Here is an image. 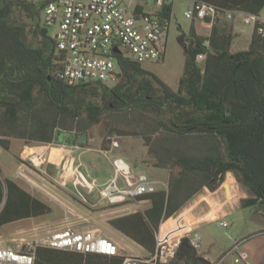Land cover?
I'll list each match as a JSON object with an SVG mask.
<instances>
[{
    "label": "trees",
    "instance_id": "16d2710c",
    "mask_svg": "<svg viewBox=\"0 0 264 264\" xmlns=\"http://www.w3.org/2000/svg\"><path fill=\"white\" fill-rule=\"evenodd\" d=\"M197 2L212 5L217 14L191 19L184 33V72L174 91L123 54L117 56L120 73L113 86L69 84L60 77L62 57L51 28L41 21L43 4L0 0V150L10 151L12 139L59 144V132L86 140L98 124L105 125L109 140L141 138L149 156L143 163L169 172L167 189L139 198L148 203L144 211L113 218L109 225L150 256L157 251L161 225L204 188L216 191L228 173L255 195L241 200L243 208H264V27L256 23L249 47L235 52V37L222 17L226 11L260 16L264 0ZM172 13L173 3L157 16L170 24ZM2 203L0 228L52 212L0 176ZM123 261L45 247L37 248L35 258V264ZM148 264L210 262L183 237L168 263Z\"/></svg>",
    "mask_w": 264,
    "mask_h": 264
},
{
    "label": "built area",
    "instance_id": "2783aa9c",
    "mask_svg": "<svg viewBox=\"0 0 264 264\" xmlns=\"http://www.w3.org/2000/svg\"><path fill=\"white\" fill-rule=\"evenodd\" d=\"M26 1L43 4L44 23L51 29L55 27L52 37L56 42L57 51L61 54L63 65L60 77L69 84L97 82L115 84L120 73L117 56L121 54L140 65L161 61L165 55L170 24L158 17L157 12L175 0ZM147 3L156 6L157 11L145 10ZM216 14L215 7L202 2L194 3L193 7L185 12L189 19L195 16L214 18ZM236 16L242 17L244 25L254 27L259 23L264 27V20L257 15L237 11H226L222 15L227 21H233ZM119 146V142L112 141L109 154ZM43 148L38 147V152H31L28 162L35 165L38 161L40 166H46L47 170L48 166L61 168L63 165L61 171L57 168L60 184L66 185L62 181L64 179L71 181L73 186L77 187V194L81 200L93 206L138 203L139 198L154 193L160 186L167 188L164 182L153 180L146 174L136 173L120 156L112 160L114 176L104 185H99L83 171L82 163L73 167L70 152L66 154L67 147L50 144ZM74 175L76 177L72 180ZM88 196L91 197L90 200ZM103 203L105 204L102 205ZM219 225L228 227L225 222H220ZM160 239L154 255L147 259L136 255L126 256L122 264H148L156 261L168 263L173 258L180 239L173 243L168 235L162 234ZM190 241L192 246L199 250L200 237L195 235ZM245 241L237 242L210 264L246 263L248 253L242 248ZM39 247L109 257L119 256V246L112 238L97 235L94 231L78 232L68 229L53 233L47 241H36L30 245L28 251L11 246L0 247V264H35L36 251Z\"/></svg>",
    "mask_w": 264,
    "mask_h": 264
},
{
    "label": "rangeland",
    "instance_id": "374dc122",
    "mask_svg": "<svg viewBox=\"0 0 264 264\" xmlns=\"http://www.w3.org/2000/svg\"><path fill=\"white\" fill-rule=\"evenodd\" d=\"M192 7L191 0L174 1L164 58L158 62H147L142 65L145 70L157 75L174 91L178 90L184 72V33H188L191 26V19L185 16V12ZM145 9L155 11L157 7L152 3H147ZM44 20L45 14L43 13L41 14V21L44 22ZM55 30V27L51 29V35H54ZM108 85L113 86L114 82H109ZM114 140L120 145L117 150L114 149V152L122 155V158L127 154L126 157H130L136 164L145 163L139 162L140 158L147 157L148 159L147 148L141 138L122 140L116 136L109 140L107 128L102 124L92 127L86 140L82 135H78L70 143L73 146L87 143L85 148L92 149L78 151L75 153V157L78 158L79 162L84 163L83 171L99 184L106 180L110 173H113L112 177L114 176V168L110 163L114 153L109 154L111 142ZM11 143L10 151L0 150V176L15 181L33 197L50 206L52 212L37 218L25 219L2 226L0 228V247L11 246L22 251H28L30 245L36 241L44 242L55 232L72 229L78 232L94 231L97 235L115 239L119 246V256L136 255L144 259L150 257L143 248L109 225V221L113 218L144 211L148 206L147 202H130L125 205H107L105 207L87 204L81 200L77 194V187L73 186L71 181L64 179L62 181L66 185L60 184L58 171L62 170L63 165L58 168L59 170L54 168L47 170V167H41L38 161L35 165L28 162L31 152H38V147L42 148L47 144L17 139H12ZM65 143L66 141H63L59 145H51L61 146ZM147 166L152 167L150 164ZM139 168L141 170L143 167L139 166ZM144 172L151 179L164 182L168 186V171L163 173L144 169ZM75 177L74 175L72 180ZM64 182L61 183L64 184ZM159 189L166 190L167 188L160 186ZM88 198L91 199L89 196ZM3 204H0V209ZM245 213L248 212H239L229 218L228 227H222L214 221L203 226L200 230L202 240L200 241L201 249L198 253H204L210 260H215L220 254L234 247L237 242L243 241H236L239 236L264 226V221L261 222L260 219L256 218L253 220L250 218L251 216L248 214L246 216ZM252 213L257 215L256 211H252ZM160 238L161 232L159 231L157 239ZM171 239L173 243L176 241L174 237ZM247 239L249 240L251 237ZM159 243H162L161 239ZM254 244L255 242L248 243L243 249L247 250L248 246Z\"/></svg>",
    "mask_w": 264,
    "mask_h": 264
},
{
    "label": "crops",
    "instance_id": "0c3cea01",
    "mask_svg": "<svg viewBox=\"0 0 264 264\" xmlns=\"http://www.w3.org/2000/svg\"><path fill=\"white\" fill-rule=\"evenodd\" d=\"M191 1L194 4V0ZM156 11L157 10L153 12ZM260 17L261 19L264 20V10L262 11ZM227 23L229 24V28L235 37L232 46L233 51L237 52V51L246 50L249 47L251 37L254 31V27L244 25L242 22V17L240 16H236V18L233 21H227ZM125 139H131V138H122V140ZM63 141L64 140H62V142ZM46 146L48 147L49 145H44L43 147ZM61 146L62 147L65 146L68 148V150H70V151L66 150V153L69 154L70 152V155L73 158V167H76L77 165H79V163H82L83 168H85L84 163L82 161L79 162L78 158L75 157V153L81 150H92V149L85 148L84 146L81 145L73 146L67 142ZM112 153H114V155L110 159L111 165H112V160L116 156H120V157L122 156L115 154L114 150L110 154ZM126 156L124 157L126 161L134 168L135 172L138 174H146L144 172V169L150 170L152 172L156 171V172L164 173L163 170H158L153 167L147 166V164L145 163L136 164L135 162L132 161L130 157H126ZM145 160H147V157L140 158L139 162H143ZM139 166H142L143 168H141L140 170ZM57 168L58 167L56 166L54 169L57 170ZM112 175L113 173H110L109 177L99 185H104L105 183H107V181H109L112 178ZM226 179L227 180L224 183L229 184L231 191L230 198L227 197L223 185H221L216 191H210L209 189L204 188L187 205H185L173 218L169 219L168 221H166L161 225L160 232L162 236L168 235L170 239L174 237L176 240H179L182 239L183 237H188L189 239H193L195 235H198L201 241L202 235L200 233V230L202 229L203 226H205L207 223L212 221H214L215 223L218 222V224L220 222H225L228 224L229 223L227 222L228 219L234 216L235 214H238L239 212H248L245 214L246 216L248 215L251 216L250 217L251 219L254 220V218H256V219H260L261 222L264 221L263 207L255 206L250 208H243L241 206L242 199L253 198L255 197V195L252 194L250 191H248L245 187L241 186L237 182L235 175H233V173H228ZM252 211H256L257 215L253 214ZM252 236L254 237L252 238ZM250 237L251 239L247 240V238ZM240 240H246L243 247L246 246V244L248 243L252 244L255 242L254 245L248 246L247 250H245L248 253V259L247 262L243 264H264V226H260V228H257L253 232H249L247 234H243L239 236V238L236 241H240ZM200 249H201V245L199 250ZM227 251H225L224 253H226ZM201 255L211 263L217 260L222 254H220L215 260H210L208 256L204 255V253Z\"/></svg>",
    "mask_w": 264,
    "mask_h": 264
},
{
    "label": "water",
    "instance_id": "95a60500",
    "mask_svg": "<svg viewBox=\"0 0 264 264\" xmlns=\"http://www.w3.org/2000/svg\"><path fill=\"white\" fill-rule=\"evenodd\" d=\"M116 52H118L117 50H115ZM60 135H62V133L61 132H59L58 133V136H60ZM68 135V134H67ZM69 137H75V135H68ZM77 137V136H76ZM58 140H59V137L57 138ZM67 143H69L68 141H67ZM234 175V174H233ZM223 188H224V190H225V192H226V194H227V197H231V191H230V187H229V184H227V183H224L223 184ZM105 203H103V205H104Z\"/></svg>",
    "mask_w": 264,
    "mask_h": 264
},
{
    "label": "flooded vegetation",
    "instance_id": "af4514ba",
    "mask_svg": "<svg viewBox=\"0 0 264 264\" xmlns=\"http://www.w3.org/2000/svg\"><path fill=\"white\" fill-rule=\"evenodd\" d=\"M59 137V140H61V141H59L60 143L62 142V140H64V141H68L69 143H71L72 142V140H75V137H69L67 134H64V135H60V136H58ZM57 137V138H58ZM66 139V140H65Z\"/></svg>",
    "mask_w": 264,
    "mask_h": 264
},
{
    "label": "bare ground",
    "instance_id": "6f19581e",
    "mask_svg": "<svg viewBox=\"0 0 264 264\" xmlns=\"http://www.w3.org/2000/svg\"><path fill=\"white\" fill-rule=\"evenodd\" d=\"M56 155H58V156H59V154H55V156H56Z\"/></svg>",
    "mask_w": 264,
    "mask_h": 264
}]
</instances>
